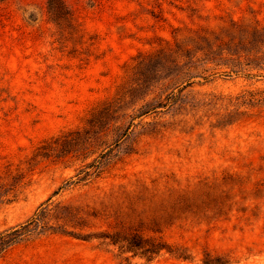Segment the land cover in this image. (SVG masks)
I'll use <instances>...</instances> for the list:
<instances>
[{"label":"rangeland","instance_id":"374dc122","mask_svg":"<svg viewBox=\"0 0 264 264\" xmlns=\"http://www.w3.org/2000/svg\"><path fill=\"white\" fill-rule=\"evenodd\" d=\"M63 1L57 19L48 0H0V235L52 202L130 216L140 205L109 195L146 183L158 188L146 216L198 205L159 233L190 259L122 254L73 235L105 221L50 217L0 264H264V68L247 65L264 61V0ZM108 145L100 175L77 181Z\"/></svg>","mask_w":264,"mask_h":264},{"label":"trees","instance_id":"16d2710c","mask_svg":"<svg viewBox=\"0 0 264 264\" xmlns=\"http://www.w3.org/2000/svg\"><path fill=\"white\" fill-rule=\"evenodd\" d=\"M50 12L60 19V13L65 10V4L63 0H48ZM188 45V44H187ZM249 60L247 65L251 69H263L264 61L261 59V63L256 61ZM246 74H250L247 72ZM193 75H190V78ZM174 97L169 99H173ZM170 101V100H169ZM112 100H107L99 105L95 106L92 110L91 119H89L90 124H96L100 118L103 117V114L111 110L113 105ZM163 102L159 101L156 104L147 102L140 109V113L134 115L132 120L141 115L147 114L149 111L156 109L158 106H165ZM133 122L130 123L118 134L117 139L111 145L118 146L119 142L128 135L129 130ZM97 145H101L97 144ZM111 145H108L106 148L102 149L98 157H96L92 162L82 166L78 171L77 181L87 180L93 176L98 177L102 172L101 168L105 162L110 158L112 152ZM44 146V145H43ZM42 147V146H41ZM43 148V147H42ZM108 148V149H107ZM97 152V149H93L89 155H94ZM86 157H89L86 155ZM85 157V158H86ZM99 158V159H98ZM204 184V183H199ZM170 191V189H168ZM158 192V188H151L146 183H142L138 188H127L122 186L118 190H114L110 193L109 198L122 200V203H130V199L135 200L136 206L133 209L130 216L125 213V217L122 216L124 210H108L103 209V213L99 211L89 212L86 210L85 206L82 205H60V203H50L47 206H42L40 211L35 213V216L28 219L25 223L19 227H15L13 230L9 231L6 234L0 235V255L8 248V246L17 243L24 239L26 236H29L33 233L40 232L49 228L47 219L54 217L57 220H62L64 224L70 223L73 227H85L87 220L92 217L94 219H99L105 221L108 225L107 230L100 232L89 233V234H73L77 235L83 239H99L103 244H112L118 247L119 251L122 254L130 253L131 256H142L146 257L148 261L154 260L156 257L160 256L162 253L167 252L178 258L190 259L187 251L181 247L170 244L162 238L159 233L162 232L163 228L167 225H173L174 221L179 219L180 216H174L172 213L181 212L185 213L190 211L189 207L196 208L197 206L183 205L182 200H176L172 204H161L155 211L154 216H146L145 212H140V210L150 209L152 206L153 200ZM138 209V210H137ZM149 220L150 223L146 221ZM66 231V230H65ZM67 232V231H66ZM71 234L70 232H67ZM219 258H211L209 256L204 260V264H223Z\"/></svg>","mask_w":264,"mask_h":264}]
</instances>
